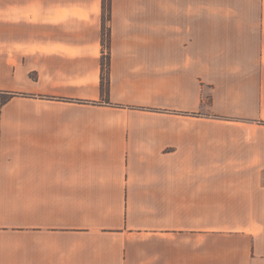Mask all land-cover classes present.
Segmentation results:
<instances>
[{"label":"crops","instance_id":"obj_1","mask_svg":"<svg viewBox=\"0 0 264 264\" xmlns=\"http://www.w3.org/2000/svg\"><path fill=\"white\" fill-rule=\"evenodd\" d=\"M250 2L0 0V264H264Z\"/></svg>","mask_w":264,"mask_h":264},{"label":"rangeland","instance_id":"obj_2","mask_svg":"<svg viewBox=\"0 0 264 264\" xmlns=\"http://www.w3.org/2000/svg\"><path fill=\"white\" fill-rule=\"evenodd\" d=\"M195 6L209 5L211 7L233 6L234 0H194ZM243 7H251L250 0H242Z\"/></svg>","mask_w":264,"mask_h":264},{"label":"trees","instance_id":"obj_3","mask_svg":"<svg viewBox=\"0 0 264 264\" xmlns=\"http://www.w3.org/2000/svg\"><path fill=\"white\" fill-rule=\"evenodd\" d=\"M109 1L110 0H103V10H104V14H107L108 10H109ZM106 16V15H105ZM108 16V15H107ZM104 18V16H103ZM103 38V44L107 43V34L105 29L103 28V32H102ZM107 61L103 60L102 61V77H101V86H102V91L105 93L106 92V88H107V76H106V68H107ZM5 99L3 98V101Z\"/></svg>","mask_w":264,"mask_h":264}]
</instances>
